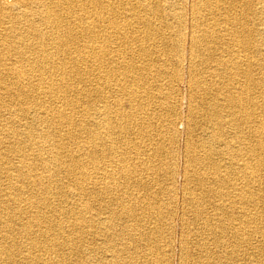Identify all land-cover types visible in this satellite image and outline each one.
Returning a JSON list of instances; mask_svg holds the SVG:
<instances>
[{"label":"bare ground","instance_id":"obj_1","mask_svg":"<svg viewBox=\"0 0 264 264\" xmlns=\"http://www.w3.org/2000/svg\"><path fill=\"white\" fill-rule=\"evenodd\" d=\"M184 59L180 264H264V0H0V264H171Z\"/></svg>","mask_w":264,"mask_h":264},{"label":"rangeland","instance_id":"obj_2","mask_svg":"<svg viewBox=\"0 0 264 264\" xmlns=\"http://www.w3.org/2000/svg\"><path fill=\"white\" fill-rule=\"evenodd\" d=\"M186 33H187V31H186ZM188 40H189V36L187 35V37L185 38V42H184L185 52L186 53L188 52L187 50L189 49V41ZM150 63L152 64L153 69L156 68L159 65L158 60L154 59V57L152 58ZM175 67H176V65L172 64L170 69H173ZM178 70H179V68H178ZM187 70H188V72H187ZM180 73H181V75L183 77H182L181 82H179V84H178L177 95H176L177 99H176V102L174 101V104H173V105H175V108H176L177 118H176V125L175 126H176V128L178 127L177 128V130H178V138H177V143L175 144L174 148L170 147V145L167 144V146H168L167 149H171L172 148L173 150H176V151H174V153H176L175 154L176 155V161L175 160L171 161L170 158H168V156L166 154L161 155V157H159L160 160L157 159V160H152V161H144V162H149L146 166H149V167H154L155 166L154 168L160 167V168H162V170L161 171H157V173H153V171H150V170L147 171L144 174V175H146L144 179H146L147 177H149L147 180H149L150 178H153V179L156 178L157 179V180H155L156 181V186H154L153 188L149 187L148 188L149 190H146V188L142 187V190H141V192L143 194L146 192L145 194H147V195L150 194V195H153V196L156 197V200L152 201L153 205H156L157 202L158 203L161 202L163 204L166 202L165 205L166 204L168 205V204L172 203L173 206H174V210L176 211V214H175L176 216L174 215L173 219L171 221L174 224L173 225L171 223L172 224L171 225V229H173V228L174 229L173 230L170 229V232H171V234H170L171 238L170 239H171V242H173V243H171L170 251H171V253L173 252V254H174L173 257H172L173 254H170L171 264H180V260L179 259H180V255H181V241L182 240L188 239V241H187L188 242V246H189V248L191 250L195 249L196 245H194L193 243L197 244V242H202V243L205 242L206 245H208L210 247H213V240H214L210 235L208 237H207V235H204V237L202 236L201 232H199L200 230L198 228L197 223L194 221L193 217L191 216L192 213H193V211H192L193 208H191L190 206L188 207V206L184 205L185 198L187 199L188 197L192 198V197L197 196V195L198 196L202 195L204 193V191H201V189H200L201 187H199L196 182L191 181V183L188 184V182L185 180L186 179L185 177H187V174L185 173L186 172L185 170L187 169V164H186V160H185L184 154H185L186 149H187L186 142H185L187 140V133H188L187 125L189 123H191L190 108H195V104L190 102V91L188 90L189 89V86H188L189 84L187 85V82L189 81V78H190V76H189L190 75L189 74V65L187 63V60H185V59H184V61L181 64ZM177 107H178V109H177ZM152 129L154 131H156V132L158 131L156 123H153ZM233 137H234V135L229 134L228 135V140H231ZM235 137L237 139H239V137H237V136H235ZM137 141H139V139H137ZM144 156L146 157V155H144V153H142V155L140 157L144 158ZM137 161H139V160H137ZM169 166H173L174 169H175L174 171H176L172 178L171 177L167 178L168 176L163 174V171H165L167 169V167H169ZM149 174H151V175H149ZM153 175L156 176V177H153ZM161 176L163 178H161ZM164 177H165V179H164ZM168 180H170V181L168 182ZM169 184H170V186H168ZM151 189H153V190H151ZM167 189H168V191H167ZM188 191H190L192 193H190ZM195 191H198V192H196L197 194L195 193ZM189 194H191V196H189ZM205 194H206V192H205ZM173 197L175 199H173ZM210 197H211V195L207 194L206 199H209ZM174 204H176V206ZM183 207H184V209H183ZM163 211L165 212V208L163 209ZM184 212L187 213V214H184ZM186 218H187V221L185 220ZM184 222H187L186 223L187 225ZM183 230L186 231V232H184ZM165 234H164V236H167L168 230L165 232ZM181 235H182L183 238L181 237ZM196 235H198V237ZM206 237L208 238V240H206L207 239ZM194 238H195V240H194ZM168 239H169V235L165 238V241H168ZM199 239H201V241ZM179 240H180V242H179ZM172 245H173V247H172ZM177 247L180 249V251H179V249ZM172 248H173V250H172ZM256 256H257V258H259V260L260 259L264 260V257L259 255L258 253H256ZM238 264H240V262H238Z\"/></svg>","mask_w":264,"mask_h":264}]
</instances>
